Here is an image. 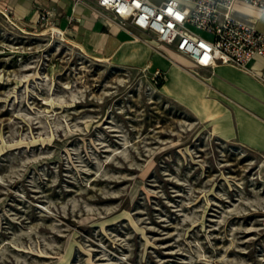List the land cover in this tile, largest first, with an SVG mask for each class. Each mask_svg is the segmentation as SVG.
Instances as JSON below:
<instances>
[{
    "label": "rangeland",
    "instance_id": "obj_1",
    "mask_svg": "<svg viewBox=\"0 0 264 264\" xmlns=\"http://www.w3.org/2000/svg\"><path fill=\"white\" fill-rule=\"evenodd\" d=\"M55 22L0 6V264H264V151Z\"/></svg>",
    "mask_w": 264,
    "mask_h": 264
},
{
    "label": "crops",
    "instance_id": "obj_2",
    "mask_svg": "<svg viewBox=\"0 0 264 264\" xmlns=\"http://www.w3.org/2000/svg\"><path fill=\"white\" fill-rule=\"evenodd\" d=\"M179 1L192 4V0ZM0 6L19 20L32 22L39 20L43 10H50L52 20L89 56L162 70V93L207 124L214 136L264 151V81L253 73H264V56L254 57L247 67H197L172 49L173 57L160 55L157 66L150 61L139 63L136 52L157 42L136 27L125 29L117 21L99 16L95 0H0ZM235 16L264 33V8L237 3Z\"/></svg>",
    "mask_w": 264,
    "mask_h": 264
},
{
    "label": "built area",
    "instance_id": "obj_3",
    "mask_svg": "<svg viewBox=\"0 0 264 264\" xmlns=\"http://www.w3.org/2000/svg\"><path fill=\"white\" fill-rule=\"evenodd\" d=\"M95 1L99 16L117 21L122 28L136 27L146 32L152 40L169 46L197 67H247L254 57L264 56V33L235 16L237 3L264 8V0H192L191 5L179 0ZM42 12V19L52 17L50 10ZM58 32L65 34L63 29ZM253 73L264 81V73ZM154 77L164 78L165 74L158 69Z\"/></svg>",
    "mask_w": 264,
    "mask_h": 264
},
{
    "label": "bare ground",
    "instance_id": "obj_4",
    "mask_svg": "<svg viewBox=\"0 0 264 264\" xmlns=\"http://www.w3.org/2000/svg\"><path fill=\"white\" fill-rule=\"evenodd\" d=\"M147 44V43H146ZM149 44V43H148ZM153 48V47H152ZM153 51V50H152ZM160 52V51H159ZM151 55V54H150ZM164 55V54H163ZM147 61V60H146ZM150 61V60H149ZM148 62V61H147ZM151 63V62H150ZM149 63V64H150ZM173 63V62H172ZM171 64V63H170ZM143 69H144V67H143ZM180 69H181V67H180ZM167 70V69H166ZM186 72V71H185ZM188 74H189V72H188ZM199 80V79H198ZM203 82V81H202ZM203 83H205V82H203ZM207 92V91H206ZM210 113V112H209ZM212 115V114H211ZM208 117H210V116H208Z\"/></svg>",
    "mask_w": 264,
    "mask_h": 264
},
{
    "label": "trees",
    "instance_id": "obj_5",
    "mask_svg": "<svg viewBox=\"0 0 264 264\" xmlns=\"http://www.w3.org/2000/svg\"><path fill=\"white\" fill-rule=\"evenodd\" d=\"M163 82H164V81H161V82H160V84H159L160 87L163 85Z\"/></svg>",
    "mask_w": 264,
    "mask_h": 264
}]
</instances>
